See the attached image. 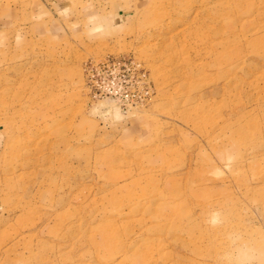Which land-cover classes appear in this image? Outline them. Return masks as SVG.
I'll use <instances>...</instances> for the list:
<instances>
[{
    "label": "rangeland",
    "instance_id": "1",
    "mask_svg": "<svg viewBox=\"0 0 264 264\" xmlns=\"http://www.w3.org/2000/svg\"><path fill=\"white\" fill-rule=\"evenodd\" d=\"M0 264H264V0H0Z\"/></svg>",
    "mask_w": 264,
    "mask_h": 264
}]
</instances>
